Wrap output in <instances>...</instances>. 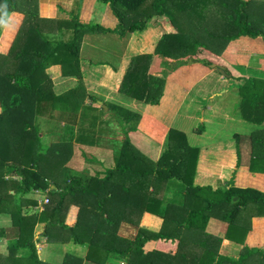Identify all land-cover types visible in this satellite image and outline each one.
I'll return each mask as SVG.
<instances>
[{
    "label": "trees",
    "instance_id": "obj_1",
    "mask_svg": "<svg viewBox=\"0 0 264 264\" xmlns=\"http://www.w3.org/2000/svg\"><path fill=\"white\" fill-rule=\"evenodd\" d=\"M73 1H56L57 16L65 17L62 21L40 14L41 6L43 9L52 3L0 0V4H7L8 16L22 15L8 52L0 53V215L9 219L8 227L0 226V238L7 239L0 264L10 263L22 247L31 250L29 256L18 258L23 264H46L35 252L34 230L41 223L50 242L71 239L86 243L85 259L96 264H108L118 258L125 264H264V248L243 245L250 217L264 216V192L233 184L227 188L195 185L198 148L187 143L182 131H168L167 147L154 161L140 154L130 139V133L137 130L138 114L105 103L119 117L117 125L122 130L121 137L112 133V124L106 125V130L112 132L99 131L106 136L114 164L102 173L97 170L93 175L80 176L69 165L74 155V122L62 127V136L49 143L43 141L34 123L36 111L44 105L50 106L51 117L57 111L59 117L66 113L75 118L78 109L82 110L84 97L92 98L84 87L81 59L105 65L113 72L123 67L118 92L145 104H158L165 78L151 71L155 55L179 61L205 50L218 53L239 37H261L264 42V0H98L107 7L110 21H117L113 27L83 20L71 11ZM156 14L166 15L173 24L179 19L181 25L175 33L162 34L153 53L132 55L123 61L124 44L99 46L103 49L102 58L89 53L87 43L96 41L94 34L126 38L143 31ZM11 20L0 38L2 49L14 34L15 17ZM200 63L212 64L204 59ZM50 70L55 76L75 77L76 85L61 94L54 93ZM243 79L239 86L242 116L261 123L264 75L252 74ZM87 110H82V117H87ZM99 111L100 115L105 114L102 107ZM97 117L94 115L92 120ZM83 120L76 130V140L89 141L90 145L92 133ZM95 126L96 122H92V128ZM238 139L236 164L244 163L243 148L247 153L245 165L251 171L264 172V129ZM60 166L62 169L58 170ZM32 193L47 194L49 204L36 210ZM145 211L162 219L158 231L139 226ZM212 216L228 223L227 239L242 243L237 259L219 254L221 238L206 233ZM153 218L147 214L144 222ZM122 223L134 228L135 235H120ZM151 240L153 248L145 249ZM70 257L67 254L63 264ZM75 261L80 264L83 258Z\"/></svg>",
    "mask_w": 264,
    "mask_h": 264
},
{
    "label": "crops",
    "instance_id": "obj_2",
    "mask_svg": "<svg viewBox=\"0 0 264 264\" xmlns=\"http://www.w3.org/2000/svg\"><path fill=\"white\" fill-rule=\"evenodd\" d=\"M85 3V6L92 4L93 8L89 9L91 12L93 10L101 11L103 17L104 9L102 8H105V4L102 5L98 0H86ZM95 7L98 8L94 9ZM108 12L112 13L111 11ZM116 22L115 19L111 20L110 27H113ZM179 25H181L179 19L173 24L166 15L156 14L147 22L143 31L133 32L125 42H121V39L119 41L118 35L113 34L112 38L108 37L106 39V43L112 44V41H118L121 45L124 44L125 47L121 55L124 61L125 58L132 55L153 53L160 36L164 33H175ZM236 39L229 41L222 50L223 53L219 57L217 56V59L223 60L222 64L224 66L221 65L220 67H223L225 71L227 70V75L222 74L217 67L210 65L206 67L202 63H189L188 61L181 65L180 63L173 64L167 62L169 59L167 60L155 55L153 58L154 62L151 63V71H156L158 75L165 78L163 94L158 104H145L118 92L117 88L123 67H120L118 72H113L105 65L91 64L81 59L80 68L83 79L88 78L91 81V86L85 87L86 92L91 95L93 94L92 98H96V103L101 104L100 106L105 111V114L100 115L99 111L97 116L101 117L103 123L107 122V126L113 123L117 125L119 117L111 110L109 111L105 103L121 106L138 114L137 130L130 133V139L133 144L142 145L144 148L142 149L144 153H142L154 161L161 156L165 149V139L168 131L172 128L182 131L186 136L187 143L190 146L198 148V159L194 176L195 185L227 188L230 184H233L241 188L254 187L264 192V172L251 171L245 165L246 149H241L244 163L240 165L236 164V141L238 142L240 136L248 134L253 130L264 129V119L261 123H253L240 116L239 103L241 102V98L237 87L244 81L243 78L240 84H237L238 86L234 83L236 86V90H234L235 95L230 94L232 90L228 91L225 85L217 87V84L222 85L223 82L221 80H234L231 78L234 75L232 70L241 76L239 66L243 67V64L241 62L237 64L235 51H231L230 49L231 44ZM10 43L2 49L4 53L9 48ZM101 44L98 40L91 41L88 44L89 53L92 56H96V58L101 57L100 53L103 50L99 47L102 46ZM3 52L1 51V53ZM250 59L256 64L255 58L250 57ZM229 66L232 70L226 68ZM236 66L239 70L236 69ZM244 69L246 68L244 67ZM250 72L256 75L261 74L258 71L253 73L250 70ZM53 73L51 70L49 71V75L53 81L54 93L61 94L75 86L76 82L71 83L75 77L55 76ZM246 75L248 74H242L241 77ZM209 96L212 98L205 102ZM203 102H205L204 105L202 104ZM36 112L38 113L34 115V123L38 125L42 139H45L46 135L50 136L46 143L60 138L62 136H59L61 128L66 126L67 123H72L74 118V116L66 113H63L62 117H59L56 115L58 114L57 111L51 117L50 106L48 104ZM68 118L72 119L69 122H65ZM225 118H227L226 122L229 126L223 123V119ZM212 125L215 127L212 128ZM224 129L227 130L225 131ZM99 131L98 134L95 132L89 137L93 141L90 145L89 141H84L85 143L78 142L74 134L72 140L74 155L69 165L73 169H76L80 176L93 175L97 170L102 173L105 167H112L114 164L106 136L99 134ZM51 187L53 188L54 186ZM37 195L32 193L33 197ZM38 197L40 204L36 205V207L41 206L43 208L45 205L41 199L43 196L39 195ZM147 214L154 217L149 220V223L144 222V217ZM4 216V218H7L6 215ZM161 224L162 219L159 216L147 211L143 212L139 220L140 227H145L152 231H158ZM6 226H9L8 220ZM227 227V222L212 216L208 219L205 231L212 236L221 238V242L217 248L219 254L237 259L242 243L239 240L227 239L225 237ZM35 230L41 234L40 237L44 238V240H38L39 243L35 242V252L37 257L46 264H63L67 254L72 255V257H70L66 264H76L75 258H83L80 264H96L85 259L87 251L86 243H75L71 239L66 242H50L44 234L45 228L42 223L37 224ZM135 233L136 230L134 228L122 223L121 231L119 230L120 235L130 237L135 235ZM237 237H239V234ZM0 240L3 241V247H0V258H2L6 253L7 239L0 238ZM38 244L42 245V250L36 248ZM243 245L249 248H264V216L250 217V229L244 236ZM153 246L154 241L151 240L145 244L144 248L152 249ZM30 253V248H19L15 253V258L11 259L10 263L5 264H23L18 258H25ZM111 258L113 257L110 256L109 260ZM120 260L125 264V261L120 258L117 260L112 259L108 264H121Z\"/></svg>",
    "mask_w": 264,
    "mask_h": 264
},
{
    "label": "rangeland",
    "instance_id": "obj_3",
    "mask_svg": "<svg viewBox=\"0 0 264 264\" xmlns=\"http://www.w3.org/2000/svg\"><path fill=\"white\" fill-rule=\"evenodd\" d=\"M40 2H43V3H46V4H49V3H52L51 5H49V6H47V7H44L43 9H42V6H41V8H39V11H40V14L42 15L43 13H45L46 14V16L47 17H51V19L53 20V18L55 19V18H57V19H62V21L64 20L63 18H65V17H58L57 16V7H58V5H56L55 3H56V1L57 0H39ZM58 1H61V0H58ZM85 1L86 0H78V3L77 4H75V2H76V0H74L73 1V4H72V6H71V11H73V12H77V16H81V18L83 19V20H89V21H94V22H97V23H105V25H107V26H111V21H110V19H109V16H108V14H107V12H106V8L107 7H105V8H102V9H104V11H103V17H102V12L101 11H96V10H93V12H91L89 9L90 8H93V6H92V4L90 5V4H88V5H86L85 6ZM94 1V0H93ZM102 5H104L103 3H101ZM59 8H60V6H59ZM96 8H98V7H95L94 9H96ZM102 9H99V10H102ZM86 11V12H85ZM56 12V13H55ZM16 15V16H15ZM40 15V16H41ZM184 16V15H183ZM15 17V30H14V34H13V36H12V41H13V39L15 38V35H16V32H17V29H18V27H19V24H20V22H21V20H22V15L21 14H11V15H9L8 16V18H7V23H9L10 22V20L12 19V18H14ZM53 17V18H52ZM100 18H101V20H100ZM104 18H105V20H104ZM66 20H68V21H70L71 22V18L70 17H67V19ZM65 20V21H66ZM97 20V21H96ZM150 20V19H149ZM12 21V20H11ZM61 21V20H60ZM68 21H66V22H68ZM100 21V22H99ZM110 21V22H109ZM150 22H152V21H150ZM7 23L6 24H4V25H2V31H1V33L0 34H2V36H3V34H4V31H5V27H6V25H7ZM58 26H60V22H58V24H57ZM55 31H58L57 29H55ZM65 32V34L67 35V30H65L64 31ZM63 35V34H62ZM111 34L110 33H107V34H104V35H101V34H94L92 37L97 41L98 40V42H100V43H102L101 45L103 46V47H106L105 45H111V46H113V45H117V46H119L120 45V43L118 42H114V41H112V44H109V43H106V39H108V37H111L112 38V36H114L113 34L110 36ZM2 36H0V37H2ZM130 36H131V34L128 36V37H126V38H119V41H120V39L122 40L121 42H125V40L127 39H129L130 38ZM66 36L64 35V37L63 36H59L58 35V38H65ZM85 40H86V38L84 39V43H85ZM115 40H117V39H115ZM12 41H11V43H12ZM11 43H10V45H11ZM83 43V44H84ZM90 43V42H89ZM89 43H87V45L89 44ZM10 47V46H9ZM125 47V46H124ZM231 51H235V55H236V61H237V64L238 63H242L243 64V67H241V66H239L240 67V69H241V72H240V74H241V76H242V74L244 75V74H248V75H246V76H249L250 74H251V72H250V70L251 71H253V73H256V71H258V72H261V73H263V75H264V42H263V40H261V37H257V38H249V37H241V38H239V39H236V40H234L233 41V44H231ZM8 50H9V48L7 49V51L5 52V53H7L8 52ZM1 51L3 52V50H2V48L0 47V53H1ZM4 52L2 53V54H5ZM223 52L222 51H218V53H214V52H211V51H209V50H205L204 52H200V53H198V54H196L195 56H186V57H184L182 60H179V61H175V60H168L167 62L168 63H173V64H176V63H180V65L181 64H183V63H187V61L189 62V63H200V60H202V59H204V60H207V61H209V62H211L212 64H215V67H217V68H221L220 66L221 65H223L222 63H223V60H221V59H217V56L219 57L221 54H222ZM226 53H228V51H226ZM250 57H253V58H255V60H256V64H254L253 63V61L250 59ZM164 58V57H163ZM165 59V58H164ZM251 62H252V64H251ZM210 64H208V66H209ZM208 66H206V67H208ZM224 66V65H223ZM204 67V66H203ZM244 67L246 68V69H244ZM223 68V67H222ZM226 68H228V69H230V70H232V68L229 66V67H226ZM257 68H258V70H257ZM81 69V68H80ZM236 69H238L239 70V68L236 66ZM244 71V72H243ZM232 72H233V76L231 77V78H233L234 80L232 81L231 79L229 80H221L223 83H222V85H220V84H217V87L219 88L220 86H224L225 85V87H227V89H228V91H230V90H232V92H230V94H234L235 95V92H234V90H236V86H235V84L237 85V84H240V81H241V79L242 78H246V76H244V77H241L240 75H238L235 71H233L232 70ZM153 74H155V75H158V73H156V71H154L153 72ZM252 75V74H251ZM159 76H161V75H159ZM218 78V77H217ZM244 80V79H243ZM245 81V80H244ZM244 81L240 84V85H242L243 83H244ZM73 82H77V79L76 78H74L72 81H71V83H73ZM83 82H85L84 84H86L84 87H86V86H91L90 84H91V81H90V79H83ZM235 83V84H234ZM76 85V84H75ZM238 86V85H237ZM239 89V87H237V90ZM66 92V91H65ZM93 95V94H92ZM93 97V96H92ZM236 97H237V95H236ZM212 97H208L206 100H205V102L206 101H208V100H210ZM94 100V101H93ZM96 98H91V97H87V96H85L84 97V99H83V103H82V110L84 109V108H88V114H87V117L85 116V117H82V115H81V112H82V110H81V108H79L78 109V111H77V113H76V117L75 118H73V121L72 122H74V126H73V128L75 129L74 130V134H75V138L77 137V128L80 126V124H82L81 123V119L83 118L84 120V126H90V130H88V132L89 133H95L96 132V134H98V130H105V131H107L106 129H107V126H106V124L105 123H103L102 122V120H101V117H98V118H96V119H94V120H92L93 119V116L94 115H98L99 114V109H100V103H96ZM205 102H203L202 104L204 105V103ZM97 105H96V104ZM240 104V103H239ZM222 113H225V112H223V111H221ZM239 112H240V116L243 118V116H242V110H241V106H239ZM258 116H260V115H258ZM261 117V116H260ZM72 118H68V119H66L65 120V122H69V120H71ZM244 119V118H243ZM97 120V121H96ZM224 120V124H227L228 126H229V124L226 122V120H227V118H225V119H223ZM222 120V121H223ZM92 122H96V126H95V128H92ZM104 124V125H103ZM108 124V123H107ZM110 125V124H109ZM112 125H114V123L112 124ZM119 125H115V128L112 126V130L114 131V132H112V131H107V132H112V133H115L117 136H119V137H121V135H122V130H121V128L120 127H118ZM215 126L214 125H212V128H214ZM225 131L227 130V129H224ZM217 131V130H216ZM228 132V131H227ZM217 133L219 134V132L217 131ZM168 134V133H167ZM221 134V133H220ZM49 138H50V136L49 135H46V137H45V139H43V141H45V142H47V140H49ZM136 143V142H135ZM134 145V147L138 150V152L141 154L143 151H142V149H144L143 148V146L141 145H139V144H133ZM166 147H167V135H166V139H165V149H166ZM164 149V150H165ZM163 150V151H164ZM144 153V152H143ZM142 153V154H143ZM112 160H113V158H112ZM113 162H114V160H113ZM62 169V166H60V167H58V170H61ZM61 173V172H60ZM39 195H41V196H43L41 199H44V198H47L48 199V195L47 194H39ZM39 195H37V196H35L34 198H35V200L37 201V205L38 204H40V202H39ZM176 197H178V196H176L175 195V197L174 198H176ZM49 201V200H48ZM48 203V202H47ZM46 204V203H45ZM49 204V203H48ZM35 208H37L36 210H38V211H41V209L43 210V208L41 207V206H37V207H35ZM143 214V213H142ZM142 216V215H141ZM5 216L4 215H0V226H2V227H5L6 226V224H7V220H9V219H7V218H4ZM119 230L121 231V226H120V228H119ZM35 231V233H34V242H37V243H39V241L38 240H44V238L43 237H40V233H38V231L36 232V230H34ZM0 247H3V241H1L0 240ZM36 248L38 249V250H42V245L41 244H38V245H36ZM121 259V258H120ZM117 260V259H116ZM121 261V264H124V262L122 261V260H120ZM123 262V263H122ZM19 264H22V263H19Z\"/></svg>",
    "mask_w": 264,
    "mask_h": 264
},
{
    "label": "clouds",
    "instance_id": "obj_4",
    "mask_svg": "<svg viewBox=\"0 0 264 264\" xmlns=\"http://www.w3.org/2000/svg\"><path fill=\"white\" fill-rule=\"evenodd\" d=\"M8 6L7 4H0V25L7 23L6 18L8 17Z\"/></svg>",
    "mask_w": 264,
    "mask_h": 264
},
{
    "label": "water",
    "instance_id": "obj_5",
    "mask_svg": "<svg viewBox=\"0 0 264 264\" xmlns=\"http://www.w3.org/2000/svg\"><path fill=\"white\" fill-rule=\"evenodd\" d=\"M210 66L215 67V64H210ZM218 70L222 73L227 75V73L224 71V68H218Z\"/></svg>",
    "mask_w": 264,
    "mask_h": 264
},
{
    "label": "built area",
    "instance_id": "obj_6",
    "mask_svg": "<svg viewBox=\"0 0 264 264\" xmlns=\"http://www.w3.org/2000/svg\"><path fill=\"white\" fill-rule=\"evenodd\" d=\"M42 202L43 203H47L48 202V199L47 198H44V199H42Z\"/></svg>",
    "mask_w": 264,
    "mask_h": 264
}]
</instances>
